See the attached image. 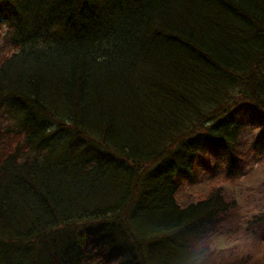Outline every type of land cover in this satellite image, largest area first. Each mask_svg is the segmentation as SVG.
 I'll return each mask as SVG.
<instances>
[{
	"label": "trees",
	"instance_id": "1",
	"mask_svg": "<svg viewBox=\"0 0 264 264\" xmlns=\"http://www.w3.org/2000/svg\"><path fill=\"white\" fill-rule=\"evenodd\" d=\"M2 23L0 264H202L235 205L177 195L250 125L264 153V0H0Z\"/></svg>",
	"mask_w": 264,
	"mask_h": 264
},
{
	"label": "rangeland",
	"instance_id": "2",
	"mask_svg": "<svg viewBox=\"0 0 264 264\" xmlns=\"http://www.w3.org/2000/svg\"><path fill=\"white\" fill-rule=\"evenodd\" d=\"M7 29L5 23L0 24L1 31ZM260 136L259 126L243 130L234 172H228V156L222 154L220 164L205 166L204 162L192 179L181 183L177 200L183 206L198 201L214 185H220L228 201L235 205L223 226L219 222L217 230L213 229L202 264H264V234L253 223L255 216L264 214V153L261 155L254 147Z\"/></svg>",
	"mask_w": 264,
	"mask_h": 264
}]
</instances>
